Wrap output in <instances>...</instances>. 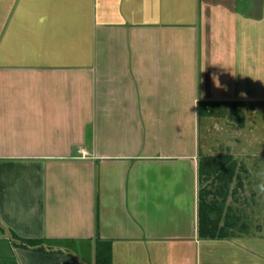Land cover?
Segmentation results:
<instances>
[{"label": "crops", "instance_id": "obj_1", "mask_svg": "<svg viewBox=\"0 0 264 264\" xmlns=\"http://www.w3.org/2000/svg\"><path fill=\"white\" fill-rule=\"evenodd\" d=\"M202 102L264 110V0H0V264H95L98 237L113 264H264ZM225 154L233 223L203 238L200 158Z\"/></svg>", "mask_w": 264, "mask_h": 264}, {"label": "trees", "instance_id": "obj_2", "mask_svg": "<svg viewBox=\"0 0 264 264\" xmlns=\"http://www.w3.org/2000/svg\"><path fill=\"white\" fill-rule=\"evenodd\" d=\"M219 103L202 102L199 106L200 116H220L223 110L217 108ZM234 113L232 112V115ZM237 165L233 156L225 155H202L200 158V180L211 183L200 189L199 198V233L203 238L224 237L228 234V227L233 223V216L226 215V226L221 225L224 218L223 204L228 195L229 182L234 177L235 166ZM0 228H2L0 226ZM18 246L33 247L43 252L48 251L42 240L21 239ZM96 261L95 264H113L112 242L102 240L99 237L96 241Z\"/></svg>", "mask_w": 264, "mask_h": 264}, {"label": "rangeland", "instance_id": "obj_3", "mask_svg": "<svg viewBox=\"0 0 264 264\" xmlns=\"http://www.w3.org/2000/svg\"><path fill=\"white\" fill-rule=\"evenodd\" d=\"M259 109V108H258ZM209 118L203 117L201 124V142H205L206 123ZM240 120V119H239ZM238 118L234 120L227 117L218 119L214 118L210 121L213 122V134L208 136L209 144H214L216 147L215 152H218L222 145L226 144L242 146L248 144L251 150H244V148H237L235 153L239 160L246 164L247 179L246 189L243 198L236 202L231 200L237 210H240L241 223L247 224L251 231L255 226L264 225V196H259L254 190L255 185L264 181V110L254 113H248L247 118L244 120L243 127H241ZM243 128L244 132L240 129ZM224 129L228 132L229 137L223 136ZM241 132V135L238 133ZM229 140V143H227ZM220 147V148H219ZM238 217V216H237Z\"/></svg>", "mask_w": 264, "mask_h": 264}, {"label": "clouds", "instance_id": "obj_4", "mask_svg": "<svg viewBox=\"0 0 264 264\" xmlns=\"http://www.w3.org/2000/svg\"><path fill=\"white\" fill-rule=\"evenodd\" d=\"M254 190L259 196H264V181L257 183Z\"/></svg>", "mask_w": 264, "mask_h": 264}]
</instances>
